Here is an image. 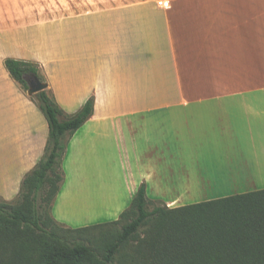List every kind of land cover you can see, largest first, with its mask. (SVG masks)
Returning a JSON list of instances; mask_svg holds the SVG:
<instances>
[{"label":"crops","instance_id":"crops-1","mask_svg":"<svg viewBox=\"0 0 264 264\" xmlns=\"http://www.w3.org/2000/svg\"><path fill=\"white\" fill-rule=\"evenodd\" d=\"M95 5L67 19L71 45L44 64L66 112L96 99L70 137L56 219L87 206L103 216L119 199L118 182L132 196L145 183L152 201L179 207L203 186L263 176L264 0ZM48 137L44 114L0 66V198L18 197ZM115 151L128 163L123 177ZM125 204L109 214L118 219Z\"/></svg>","mask_w":264,"mask_h":264},{"label":"trees","instance_id":"trees-1","mask_svg":"<svg viewBox=\"0 0 264 264\" xmlns=\"http://www.w3.org/2000/svg\"><path fill=\"white\" fill-rule=\"evenodd\" d=\"M4 65L28 90L26 74L44 81L33 61L8 57ZM30 97L49 137L18 197L0 198V264H264V189L149 209L142 183L114 221L72 228L56 219L70 137L94 115L96 99L68 113L50 88Z\"/></svg>","mask_w":264,"mask_h":264},{"label":"rangeland","instance_id":"rangeland-1","mask_svg":"<svg viewBox=\"0 0 264 264\" xmlns=\"http://www.w3.org/2000/svg\"><path fill=\"white\" fill-rule=\"evenodd\" d=\"M99 1L116 0H0V66L4 65L8 57L33 61L42 79L48 81L44 64H56L60 51L63 52L72 42V23L67 19L81 12L96 10L95 2ZM18 84L26 95H29L28 89L21 83L18 82ZM116 156L115 151V158ZM114 165L117 173L123 177L128 169V163L121 153L118 154L117 163ZM257 172L263 173V176L254 179L255 183L203 186L202 191L193 194L194 197L200 198L181 201L179 206L264 189V171L257 170ZM66 180L65 173V182ZM116 185L119 190H122L118 193L119 199L108 202L110 209L105 211L103 216L95 217L93 210L87 206L80 212L70 213L67 218L59 221L69 227L78 228L116 220V216L109 213L114 212L113 208L116 209L124 203H126L125 210L131 205L135 196L126 192V185L123 182V186H119V182ZM148 199L149 209H153L156 205H166L160 200L152 201L154 198L151 195H148ZM61 202L62 197H60V204Z\"/></svg>","mask_w":264,"mask_h":264},{"label":"water","instance_id":"water-1","mask_svg":"<svg viewBox=\"0 0 264 264\" xmlns=\"http://www.w3.org/2000/svg\"><path fill=\"white\" fill-rule=\"evenodd\" d=\"M25 80L29 85L28 94L32 96L40 91L46 90L49 87V83L42 81L38 75L34 73H28L25 75Z\"/></svg>","mask_w":264,"mask_h":264},{"label":"built area","instance_id":"built-area-1","mask_svg":"<svg viewBox=\"0 0 264 264\" xmlns=\"http://www.w3.org/2000/svg\"><path fill=\"white\" fill-rule=\"evenodd\" d=\"M160 4L163 5V1H160ZM165 6H167V4L165 3Z\"/></svg>","mask_w":264,"mask_h":264}]
</instances>
